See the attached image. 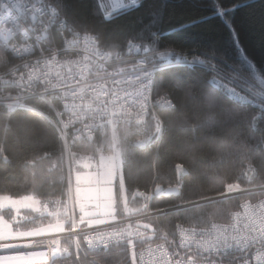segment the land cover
I'll use <instances>...</instances> for the list:
<instances>
[{"label":"snow or ice","instance_id":"obj_1","mask_svg":"<svg viewBox=\"0 0 264 264\" xmlns=\"http://www.w3.org/2000/svg\"><path fill=\"white\" fill-rule=\"evenodd\" d=\"M255 2L0 0V264H264Z\"/></svg>","mask_w":264,"mask_h":264},{"label":"trees","instance_id":"obj_2","mask_svg":"<svg viewBox=\"0 0 264 264\" xmlns=\"http://www.w3.org/2000/svg\"><path fill=\"white\" fill-rule=\"evenodd\" d=\"M145 5L152 3V0H144ZM187 3V0H185ZM229 0H225V3H228ZM249 3H252V0H248ZM211 21V16L208 17ZM180 22H187V21H181L179 19L173 21V26H178ZM243 27L245 28L246 35L248 37V43L249 46L252 48V51L254 55L259 58L261 56V50L258 47L259 41L261 37H264V8H262L260 4V0H256L255 3H253L252 8L250 10V15L243 18L241 21ZM0 117H2V113H0ZM15 159V158H14ZM13 171V177L12 179H5L4 173L9 170ZM23 172L17 171L14 167L8 166V168L0 167V188H11L13 191H16L18 188L23 187ZM151 177L147 170L142 172V174L139 177V180L137 183L140 185V187H137L136 184H133L131 187V190L128 194V198L130 201H135L136 199H132L130 197V193L132 190L138 189V190H144V185L150 184ZM166 183V180H165ZM142 202V201H141ZM138 206L136 203H130V207H136Z\"/></svg>","mask_w":264,"mask_h":264},{"label":"rangeland","instance_id":"obj_3","mask_svg":"<svg viewBox=\"0 0 264 264\" xmlns=\"http://www.w3.org/2000/svg\"><path fill=\"white\" fill-rule=\"evenodd\" d=\"M108 2L111 3L112 0H108ZM69 208H71V204H69ZM50 210H52V209H50ZM28 212H29V210H22V211H21V215L28 214ZM77 212H78V209H77ZM36 215L39 216V214H36ZM6 219H7V217H6ZM43 222H44V223H47L48 220L45 219ZM37 223H40V221L37 220Z\"/></svg>","mask_w":264,"mask_h":264},{"label":"built area","instance_id":"obj_4","mask_svg":"<svg viewBox=\"0 0 264 264\" xmlns=\"http://www.w3.org/2000/svg\"><path fill=\"white\" fill-rule=\"evenodd\" d=\"M141 191H144V190H138V189L132 190V192L130 193V197H131L132 199H137V197H134V196L132 195V193H139V192H141ZM133 223H135V222L133 221ZM160 242H162V241H160ZM152 246L155 247V244H153ZM145 247H147V246H145ZM158 254H159V253H157V255H158ZM145 255H146V258H147V253H145Z\"/></svg>","mask_w":264,"mask_h":264}]
</instances>
